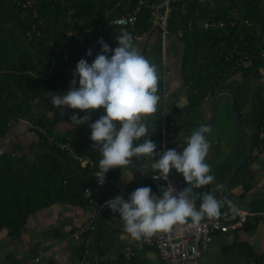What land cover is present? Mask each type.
I'll return each mask as SVG.
<instances>
[{
    "label": "crops",
    "instance_id": "0c3cea01",
    "mask_svg": "<svg viewBox=\"0 0 264 264\" xmlns=\"http://www.w3.org/2000/svg\"><path fill=\"white\" fill-rule=\"evenodd\" d=\"M18 1L2 0L3 6L0 7V32L6 33L11 42L15 36L21 37L28 24H36L32 30L42 27L40 15L27 19L22 13L15 11L18 10ZM221 2L225 6L233 4L234 7L240 8V14L235 12L234 7L231 8V16L237 18L239 32L248 30L254 34L256 58L251 57L252 59L245 61L242 67H250L235 72L236 74L234 71L225 70L226 68L222 69V65L219 66L218 63L213 66L211 62L210 69L213 75L210 76L207 71L205 72L207 60L219 62L220 53L216 54L210 50L208 35L210 31L218 28L205 30L204 23L208 19L217 21L211 10L215 6H220ZM255 6L258 13L252 20H247L243 9L244 0H236V3L232 0H191L182 7L183 13L177 17L178 25H171L170 22L168 36L164 37L160 32H147L150 24L145 27L141 24L140 28L137 25L136 34L127 29L132 33L142 54L157 66L160 96L158 109L145 117L149 129L153 130L151 139L155 141L157 147L161 144L162 137L153 134L164 129V141L175 142L167 145L171 142L166 141V145L182 151L186 142H177L190 136L200 125H208L214 94L219 90L233 94L234 111L235 114L237 112L239 124L251 139L254 135L257 138L254 145L252 144L249 158L228 185L229 193L242 200H251L264 194V124L258 127L255 123L256 118L264 115V0H256ZM131 7L129 4L120 10L125 11ZM116 14L114 13V16ZM110 15L111 13L105 11L106 17ZM186 17L188 19L185 29L183 20ZM121 29L126 28H117L115 33L111 31V34H104L105 36L101 37L114 49L118 46L115 37L121 34ZM72 34L77 36V33ZM112 34L116 35L113 37ZM99 36L93 37L95 41L86 45L82 42L66 44V56L61 58L58 66L63 69L61 78L65 80L54 90H46L45 94L42 91L43 95L35 97L34 91L29 98H20V101L14 102L24 103L21 112L2 129L0 152L23 162L22 168L25 172L38 166L40 159L51 157L45 158L51 159L50 167L60 165L57 172L53 169V173H49L51 174L49 177L54 185L64 186L63 192L53 196L49 194L51 197H46V190L44 195L34 196L37 203H41L43 201L41 199L48 202L36 205L37 208L28 207L29 214L15 233L7 227L0 229V264H93L94 231L100 212L102 213L98 221L96 247L98 264H163L157 250L154 247H147L140 239H135L127 233L119 214L112 212L106 204V201L117 195L127 199L133 190L142 185L152 186L148 176L141 174L145 160L149 156L142 155L132 160L141 181L136 179L129 165L109 169L110 188L103 195L99 207H92L84 198L83 191L85 187L92 185L91 163L99 160L100 150L95 148L90 138L88 124L103 115V109H97L92 113L88 123L74 126L71 121L72 115L79 113L83 116L84 112L67 107L62 111L51 103L52 93H60L69 88L75 65L79 59L86 57L87 50L93 48V55L87 57L89 62L101 51L97 43L101 38ZM198 43L200 44L197 46ZM192 55L196 58L191 59ZM224 73L227 77L225 81L222 80L225 77ZM214 79H217L218 84L214 85ZM216 108L215 121L207 134L211 147L206 157L215 180L194 188L190 195L211 191L215 195L224 196V209L264 211L263 206L260 207L257 202L249 209H240L236 206L239 204L229 199L223 192L225 180L245 153L246 142L230 117L229 97L219 95ZM223 108H226L228 115L221 118L223 120L229 118L231 123V126L227 122L225 124L227 132L230 135L234 133L231 141L215 139L211 134L214 125L220 124L218 118ZM218 136L223 138L225 135ZM142 140L143 138L134 143H140ZM173 174L184 180L182 175L175 173V170ZM187 186L188 183L185 181V188ZM195 206L199 208L200 203L197 202ZM86 226L89 229L82 231ZM125 250L133 253L129 261L124 258ZM183 264H264V217L250 218L246 226L234 232L215 233L207 250L196 262L187 261Z\"/></svg>",
    "mask_w": 264,
    "mask_h": 264
},
{
    "label": "clouds",
    "instance_id": "9594fccd",
    "mask_svg": "<svg viewBox=\"0 0 264 264\" xmlns=\"http://www.w3.org/2000/svg\"><path fill=\"white\" fill-rule=\"evenodd\" d=\"M120 31L115 37L118 46L114 49L102 37L97 40L101 51L91 62L87 57L93 55V48L87 50L86 57L75 65L69 88L52 93L51 103L62 111L67 107L84 112L83 116L72 115L74 126L88 123L92 113L103 109L104 114L88 124L90 138L101 153L102 176L109 169L130 165L134 157L147 155L151 166L157 170L154 177L167 181L175 170L188 183L178 192L169 182L159 195L150 185L140 186L127 199L117 195L106 201L110 210L119 214L125 231L133 238L168 231L174 225L188 222L189 218L192 223H198L205 216H219L223 202L215 193L204 192L199 208L190 195L194 188L215 180L206 160L211 147L207 135L210 128L202 124L194 129L186 137L182 151L176 148L157 151L151 139L153 130L145 120L158 109L157 66L142 54L131 32ZM141 138L140 143H134ZM157 156L158 159H154Z\"/></svg>",
    "mask_w": 264,
    "mask_h": 264
},
{
    "label": "trees",
    "instance_id": "16d2710c",
    "mask_svg": "<svg viewBox=\"0 0 264 264\" xmlns=\"http://www.w3.org/2000/svg\"><path fill=\"white\" fill-rule=\"evenodd\" d=\"M54 1V3L50 0L18 1V11L27 19L40 15L42 27L32 30L36 24H28L26 29L22 31L21 37L15 36L12 42L6 33L0 32V134H2L3 128L18 117L24 105L23 102L20 104L14 102L20 101V98H29L34 91L35 97L42 94V91L45 94L46 90H54L58 87V84L65 80L61 78L63 69L58 66L61 58L63 59L66 56V44L81 43L89 30L94 32L93 37H97L102 33L111 34L110 30H99V27L103 26L107 19V21L112 19L114 13L122 12L120 10L122 7L129 4L133 6L138 0H111L101 6L99 4L102 0ZM143 1L149 5L155 0ZM190 1L178 0L171 5V25H178L177 17L183 13L182 7L184 4H188ZM255 2L256 0H244L243 8L247 20H252L258 13ZM27 3L29 4L27 5ZM1 6H3L2 0H0ZM233 7V4L225 6L221 2L220 6H215L211 10L214 19L223 21L225 27L210 31L208 35L211 44L210 50L216 54L220 53L219 62L211 59L207 60L205 72L207 71L210 76L213 75L210 69L211 62L213 66L218 63L219 66L222 65V69L226 68L225 70L229 72L234 71V74L250 67L241 66L235 69L231 61L226 60L233 51L232 49L256 58L254 34L249 33L248 30H242L243 37L241 38V32L237 30L238 20L236 17L231 16V8ZM234 10L240 14L239 7L235 6ZM105 11H108L111 15L106 17ZM186 19L188 17L183 20L185 29L187 28ZM231 21H236L237 25L231 27ZM141 24L142 27L149 24L151 26L148 9L145 7L141 10L136 25L139 27ZM70 29L76 31L77 36H73V34L66 35V31ZM14 31L15 29H13V33ZM33 50H36L35 53H33ZM233 57L239 59L241 55L234 54ZM190 58L195 59L196 57L192 55ZM223 75L225 77L222 80L225 81L227 77L225 73ZM215 84H218L217 79H214ZM263 119L264 115L255 119L258 127L264 124ZM255 136L252 137L253 145L256 142L255 139H257ZM45 158L51 157L46 156ZM45 158L40 159L39 165L34 167L33 170L25 172L22 168L23 162L16 157L0 152V229L7 227L15 233L28 216V207L33 209L37 208L36 205L48 202L41 199L43 201L37 203L34 196L44 195L45 190L46 197L63 192L64 185L59 187L54 185L53 180L49 177L53 173V169L57 172L60 164L52 168L49 166L51 159L46 160ZM52 161L55 160L52 159ZM246 224L247 222L244 226Z\"/></svg>",
    "mask_w": 264,
    "mask_h": 264
},
{
    "label": "built area",
    "instance_id": "2783aa9c",
    "mask_svg": "<svg viewBox=\"0 0 264 264\" xmlns=\"http://www.w3.org/2000/svg\"><path fill=\"white\" fill-rule=\"evenodd\" d=\"M176 0H155L151 4L147 5L143 0H138L130 9H125L122 13H117L108 22L109 26L126 28L132 33L137 32V21L139 14L143 7L148 9V15L151 21V26L147 32H160L162 36H168L170 34L169 19L171 14V4ZM231 27L236 26V21L230 22ZM214 28H224L225 23L222 21L207 20L204 23V29L209 30ZM234 54H239L241 57L235 59ZM251 57L241 52L232 51L226 58L229 59L235 69L241 67L245 61H248ZM153 135H161L162 143L157 147L158 152H163L169 147L164 144L165 130L161 129L156 131ZM262 136V135H261ZM101 153L99 155V160ZM154 159H158L154 157ZM99 160L96 163H91L92 170V185H88L84 188V198L94 208L99 207V203L103 195L109 190L111 181L109 178V170L102 176ZM156 169L151 166V159L147 157L145 165L141 171V174L148 176L152 183V191L157 195L163 191V186L167 183H172L176 191H182L185 188V181L182 178L176 177L173 172L169 175L168 180L165 181L158 177H154ZM218 199L223 202V195H216ZM264 217V211H249V210H235L230 211L221 207V213L219 216L204 217L198 223H192L191 218L184 224L174 225L168 231L156 232L151 236L141 238L142 244L147 247H154L158 256L163 264H183L184 262L191 261L196 262L201 255L207 250L212 236L215 233H228L234 232L237 229L242 228L250 218ZM88 226V225H87ZM84 228L82 231L88 230L89 227ZM86 230V231H87ZM124 258L129 261L133 257V253L130 250H125Z\"/></svg>",
    "mask_w": 264,
    "mask_h": 264
},
{
    "label": "water",
    "instance_id": "95a60500",
    "mask_svg": "<svg viewBox=\"0 0 264 264\" xmlns=\"http://www.w3.org/2000/svg\"><path fill=\"white\" fill-rule=\"evenodd\" d=\"M219 95H226L229 97V114L230 117L235 125V127L237 128V130L239 131L240 135L243 137V139L246 142V149H245V153L242 156V158L237 162V164L233 167V169L231 170V172L229 173L227 179L225 180L224 186H223V192L226 194V196L233 200L234 202L238 203L239 205L242 206H248L250 207L254 202H258L261 200H264V194L261 196H258L254 199L251 200H242L239 199L233 195H231L228 191V185L230 183V181L232 180V178L234 177V175L236 174V172L240 169V167L243 165V163L249 158L250 154H251V150H252V139L251 137L248 135V133L242 128V126L239 124L237 118H236V114L234 111V105H233V94L230 93L229 91L226 90H219L218 92H216L213 96L212 99V114H211V118L210 121L208 123V127L210 128L212 126V124L215 121V117H216V112H217V99L219 97ZM167 142H171V141H167ZM186 142V138L182 139V141L177 142V143H184ZM175 144V142H171L169 143V145ZM129 167L131 168L132 172L134 173L135 177L137 180L141 181L140 176L138 171L136 170V168L134 167V164L131 163L129 165ZM144 186V185H142ZM102 212L99 213V215L97 216V224H95V231H94V239H93V264H98L97 260H96V247H97V239H98V230H99V219H100V214Z\"/></svg>",
    "mask_w": 264,
    "mask_h": 264
},
{
    "label": "rangeland",
    "instance_id": "374dc122",
    "mask_svg": "<svg viewBox=\"0 0 264 264\" xmlns=\"http://www.w3.org/2000/svg\"><path fill=\"white\" fill-rule=\"evenodd\" d=\"M19 1H21V0H19ZM111 0H102V2L99 4V6H101V5H103V4H106V3H109ZM225 1H227V0H225ZM232 2L233 3H236V0H232ZM29 3H27V5H28ZM18 5H19V2H18ZM244 9V8H243ZM16 12L18 11V10H15ZM243 14H245V12L243 11ZM243 14H241V15H243ZM114 17V16H113ZM110 21V20H109ZM109 21H107V22H105V24L103 25V26H100L99 27V30H106V29H108V30H110V31H112L113 33H115V30H117V28L118 27H113V26H109V24H108V22ZM244 23V22H243ZM239 26H241L240 24H239ZM240 32H241V35H242V31L240 30ZM72 33H74V34H76V31H73L72 29H70V30H68V31H66V35H68V36H70V35H72ZM105 33H102V34H100V36L99 37H101V36H105L104 35ZM113 35V34H112ZM116 35V34H115ZM115 35H113V37L115 36ZM240 35V36H241ZM93 36H94V32L92 31V30H89L88 32H87V34H86V36H84L83 37V39H82V43H84L83 45H86V44H88L89 42H94L95 41V39L93 38ZM98 37V38H99ZM89 39V40H88ZM71 49H72V47H71ZM233 51L235 50V49H232ZM35 51L36 50H33V53H35ZM62 62H64V61H62ZM65 63V62H64ZM236 74V73H235ZM206 84V83H205ZM220 105V104H219ZM218 105V106H219ZM219 108V107H218ZM228 114H227V110H226V108H223V110H222V112H220V114H219V118H218V120H219V122H220V124H218V126L215 124L214 125V127L212 128V132H211V134H213V136L215 137V139H218L219 138V140H221V139H225V140H227V141H231V136L232 135H234V133L232 132L231 133V135L227 132V129H226V122L227 123H229L230 124V126H231V123L229 122V118H227L226 120H223L221 117L222 116H227ZM231 130H235L234 128H231ZM228 133V134H227ZM220 134H224L225 136H223V138H220L218 135H220ZM224 142V141H223ZM192 196V199H193V201H194V203L196 204L197 202L198 203H200L201 204V202H202V199H203V194H193V195H191ZM257 205H260V207H262L263 206V209H264V200L263 201H259V202H257L256 203ZM238 208H240V209H246V208H248L249 209V207L248 206H246V207H242V206H240V205H236ZM249 211H251V210H249Z\"/></svg>",
    "mask_w": 264,
    "mask_h": 264
},
{
    "label": "bare ground",
    "instance_id": "6f19581e",
    "mask_svg": "<svg viewBox=\"0 0 264 264\" xmlns=\"http://www.w3.org/2000/svg\"><path fill=\"white\" fill-rule=\"evenodd\" d=\"M176 1H177V0H176ZM172 4H173V3H172ZM172 4H171V5H172ZM170 7H171V6H170ZM169 22H170V19H169ZM166 141H167V140H166ZM166 141H164V144H165V145H166V143H165ZM160 142L162 143V141H160ZM160 145H161V144H160ZM160 145H158V146H160ZM167 145H169V144H167ZM237 230H238V229H237Z\"/></svg>",
    "mask_w": 264,
    "mask_h": 264
}]
</instances>
